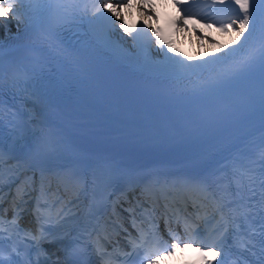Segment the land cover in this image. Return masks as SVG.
Listing matches in <instances>:
<instances>
[{
	"label": "snow or ice",
	"instance_id": "6c2138e0",
	"mask_svg": "<svg viewBox=\"0 0 264 264\" xmlns=\"http://www.w3.org/2000/svg\"><path fill=\"white\" fill-rule=\"evenodd\" d=\"M17 2L18 0H0V18H2L0 22L7 21L10 15L14 19H19ZM174 3L182 13L174 21L178 26L182 25L185 18L198 16L202 20L211 19L222 30L236 26L237 31L236 40L232 42L236 47L222 45L221 47L226 49V51H223L220 55L208 54L209 59L201 60L197 64L186 62V60H191V57L180 58L184 54L180 53L178 49H170L176 55L168 56L165 52L164 56L172 68L181 74H192L196 71H212L218 65H223L230 60L234 61L230 68L221 71L219 76L213 79L212 85L234 78L257 63L261 69H264V30L261 31L260 36L261 46L254 52L246 50V46L256 33L257 17L261 8L264 7V0H211L210 5H198L195 0H174ZM218 4L220 5L219 8H217ZM209 7L214 15L210 16L204 10ZM119 9V3L113 4L111 0H103L102 3L97 4L93 9L92 15L93 18L112 22V17L108 13L111 12L113 16L120 19L121 13ZM119 28L129 36H132V31L125 23L121 22ZM140 32H143V28L140 29ZM153 35H156L158 46L167 43L159 37L157 30H153ZM133 38L135 39V37ZM2 47L3 44L0 42V49ZM161 51H163V47H161ZM262 85H264V81H262ZM261 106L262 112H264V87H262ZM16 115L14 114V116ZM19 116V123L12 129L14 133L13 143L16 141L25 142L23 146H26L27 138L33 134L29 128L32 118L29 115L27 119H24L23 113H20ZM0 124H2V120H0ZM13 151L14 147L10 146L8 152L5 153L3 131L0 129V205L3 204L6 195L3 192L4 184L6 182L12 183L28 167L18 160L15 164L9 166L8 176L5 177L4 165L6 159H13ZM39 172L40 182L34 209L38 225L37 234H33L31 230H22L18 223L21 209L17 207V204H27L28 201L24 197L35 190L33 188V177L27 176L21 185L17 186L16 195L13 197L12 207L14 214L12 218L6 220L0 215V243L3 241V232L7 231L9 239H11L13 234L19 235L21 231H24V235L35 243L39 253L46 256L47 254L40 247L41 241L47 239L49 235L48 231H46V226H51L52 228L63 226L67 217L75 215L73 208L76 207V204L73 201H79L80 193L84 189V183L73 170H66L54 174L57 187L53 190L52 178L48 170L41 167ZM215 183L216 188L213 189L207 177H185L171 181H162L157 178L147 184L142 191V195L145 196V203L149 200L151 201L149 207L144 208L143 204L137 200L134 206L125 209V211L134 214L137 208H141L142 214L151 221L155 216L156 209L159 208L162 202L165 209L163 213L165 223L167 224L170 218L176 222H182L187 233V239L192 243H196L199 239V229L192 222L193 214L184 217L180 214V209L176 207L177 204H183L186 211L187 203L191 202L195 210V219L204 223L207 234L211 237L209 241L210 247L204 240H199V242L205 244L207 250L212 253L213 260H216L221 253L224 257L229 255L226 250V240L231 235L234 245L241 254L249 252L255 257V264H264V138L261 140L256 158L249 159L246 162H243L240 157L235 158L230 172L226 171L222 175L215 177ZM61 188L65 192H72V195L67 200L60 195ZM118 203L119 201H116L113 204L114 214ZM257 216L260 221L258 228L253 227L252 224V219ZM131 223L132 227L137 228L139 232V242L131 239L132 250L130 252L120 253L117 247L113 250V253L123 255L127 259L138 249L144 248L145 258H148L153 257V253L157 251L168 249L167 243L159 236L158 225H152L149 239L148 233L139 228L134 215ZM210 223L212 226L208 229L207 225ZM120 226L123 227L122 225ZM124 231H127V229H124ZM101 235H103L104 240L108 239L109 234L105 226H101L100 232L94 241L97 254L103 258L106 249L101 243ZM169 235L172 237V244L171 250L167 254L171 255L177 247L182 246L179 243L182 238L171 230H169ZM257 242L259 244L258 248ZM215 248H219L220 252L214 251ZM198 251L202 250L198 249ZM12 252L20 255L15 245L12 247ZM113 253H107V255L111 257ZM154 259L153 257L150 260V264H154ZM7 260L8 264H15V260L11 255H9ZM0 264H5L2 250H0ZM206 264H212V260L206 261ZM216 264H223V261L217 260Z\"/></svg>",
	"mask_w": 264,
	"mask_h": 264
},
{
	"label": "bare ground",
	"instance_id": "6f19581e",
	"mask_svg": "<svg viewBox=\"0 0 264 264\" xmlns=\"http://www.w3.org/2000/svg\"><path fill=\"white\" fill-rule=\"evenodd\" d=\"M142 3H141V9L143 8V0H140ZM0 20H2V18H0ZM17 20L19 19H14L11 15L8 17L7 21L5 22H0V34H4L6 33L10 28H12ZM182 32V37H183V40L186 42V43H189L190 45H192V42L191 40L194 42V41H197L198 43V48H199V54L196 55L197 58H202L204 57L205 55H207L209 52H215V51H218L216 49V45H218V43H215V42H211L210 40L208 39H204L201 35L198 34V30H192L188 33H186V29H182L181 30ZM207 33H209L212 37H215V38H220L221 40H223V36H218L216 35L213 31H206ZM120 33H122L120 31ZM190 37H191V40H190ZM157 58H160L162 59L161 57H158L156 56Z\"/></svg>",
	"mask_w": 264,
	"mask_h": 264
}]
</instances>
